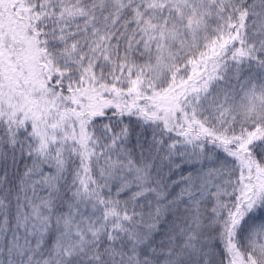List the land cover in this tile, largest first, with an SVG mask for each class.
<instances>
[{
    "label": "snow or ice",
    "instance_id": "snow-or-ice-1",
    "mask_svg": "<svg viewBox=\"0 0 264 264\" xmlns=\"http://www.w3.org/2000/svg\"><path fill=\"white\" fill-rule=\"evenodd\" d=\"M0 264H264V0H0Z\"/></svg>",
    "mask_w": 264,
    "mask_h": 264
}]
</instances>
